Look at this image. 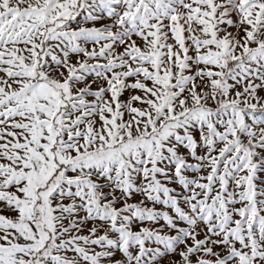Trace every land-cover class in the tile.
<instances>
[{
    "label": "snow or ice",
    "instance_id": "snow-or-ice-1",
    "mask_svg": "<svg viewBox=\"0 0 264 264\" xmlns=\"http://www.w3.org/2000/svg\"><path fill=\"white\" fill-rule=\"evenodd\" d=\"M0 264H264V0H0Z\"/></svg>",
    "mask_w": 264,
    "mask_h": 264
}]
</instances>
